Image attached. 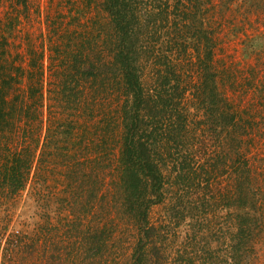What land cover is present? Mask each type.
<instances>
[{"label":"trees","instance_id":"16d2710c","mask_svg":"<svg viewBox=\"0 0 264 264\" xmlns=\"http://www.w3.org/2000/svg\"><path fill=\"white\" fill-rule=\"evenodd\" d=\"M53 4L40 46L0 30L1 264H264V0Z\"/></svg>","mask_w":264,"mask_h":264},{"label":"rangeland","instance_id":"374dc122","mask_svg":"<svg viewBox=\"0 0 264 264\" xmlns=\"http://www.w3.org/2000/svg\"><path fill=\"white\" fill-rule=\"evenodd\" d=\"M52 2L54 3L53 5L55 6V3L58 0H31L29 3V10L28 16H24L21 18L18 17V19H14V12L16 10L12 9V2L13 0H0V30H5V28H8V26L1 27L2 24L8 23L7 21L9 18L13 20V26L10 31L12 32L11 34L13 35L15 44L17 45V48L20 49L21 52H24L23 50V43L27 42L29 39H31L30 43L34 45L40 46V39L41 35L46 34L47 28L45 27L46 25V10H47V3ZM80 1V0H79ZM214 2H217L219 0H213ZM64 6V4H63ZM225 9V10H224ZM223 12L221 13H216L215 15L219 17L216 22H221V26H217L216 23H214L213 26L216 27V35L218 38H221L224 41H220L219 48L221 45V50L220 54H232L233 58L237 61H240L242 58V53H241V44H240V36H243L244 34L242 32L235 33L232 31L233 26H241L242 28L250 34H253L254 32H257L259 29L258 27V21L253 20L250 18V22L245 23V19H242L241 13L239 10L235 8V6L229 5V7H225ZM222 14V15H221ZM252 22V23H251ZM263 28V27H262ZM9 33V32H8ZM46 39V37H45ZM47 49L44 48V60L46 62V53ZM231 59V58H230ZM241 62V61H240ZM14 215L17 214L18 212L23 213L26 210V207L24 205L23 199H21L20 204L18 207L14 208ZM1 213V212H0ZM163 214L162 208L160 206H156L152 210V220H159ZM30 221H32L31 218H29ZM13 222L17 223L19 222L18 219L14 218ZM174 228L170 229L169 233H172ZM6 237V236H5ZM5 237L1 239V244L4 243ZM49 246V244H47ZM52 248V247H51ZM51 248H47V254L50 253ZM1 249H0V257H1ZM36 257L34 253H30L28 255V260L26 264L30 263L33 258ZM264 258V254L262 255ZM21 260V259H19ZM39 258L37 257V261ZM6 263L8 264H14V261L12 257L6 258ZM1 264V261H0Z\"/></svg>","mask_w":264,"mask_h":264}]
</instances>
